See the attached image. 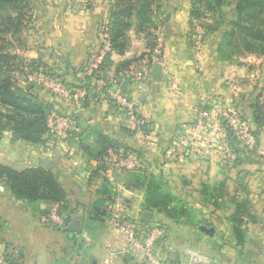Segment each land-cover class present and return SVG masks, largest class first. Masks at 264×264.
<instances>
[{"label": "crops", "instance_id": "1", "mask_svg": "<svg viewBox=\"0 0 264 264\" xmlns=\"http://www.w3.org/2000/svg\"><path fill=\"white\" fill-rule=\"evenodd\" d=\"M111 1L32 0V21L23 32L22 47L14 52L74 81L97 44L99 25L107 23ZM190 3L159 1L154 39L132 28L125 51L112 53L106 78L116 91L134 101L145 123L140 129L129 125L125 113L93 81L86 91V104L79 107L51 93L45 84L27 83L24 72H16L18 83L52 111L72 117L73 134L52 143L45 134L47 142L34 144L15 138L9 128L2 129L0 165L16 171L35 167L50 171L65 193V215L69 223H80V231H63L43 222L52 204L17 198L8 179L0 176V264H145L141 256L131 254L127 239L109 224L108 216L103 220L91 217L92 205L108 193L129 215L141 219L144 212H150L149 223L141 219L143 224L165 228L166 240L158 243L157 251L170 261L264 264V127L256 133L252 110L231 98L229 89L232 80L243 79L242 96L252 98L262 82L256 79L257 67H250L248 55L222 59L213 34L202 39L201 32L192 29ZM164 8L168 15L159 21ZM195 39L200 45L193 43ZM159 43L160 61L153 63L143 81L130 79V65L138 64ZM171 76L177 80L175 93L168 87ZM215 102L246 122L255 145L243 144L234 132L236 139H229L223 126L211 150L194 154L181 149L166 162L165 151L173 136L191 125L199 109H210ZM98 136L134 151L135 168H121L113 159L104 163L96 155ZM138 173L159 174L167 191L192 209V218L175 219L158 209L145 210L147 189L135 181ZM220 183L222 195L216 189ZM205 188L211 193L209 200L203 195ZM201 226L212 228V234L204 233ZM238 230L244 233L241 244L235 234Z\"/></svg>", "mask_w": 264, "mask_h": 264}, {"label": "trees", "instance_id": "2", "mask_svg": "<svg viewBox=\"0 0 264 264\" xmlns=\"http://www.w3.org/2000/svg\"><path fill=\"white\" fill-rule=\"evenodd\" d=\"M159 1L112 0L106 20L111 53H108L100 64L98 69L101 71L100 73L85 74L83 64L79 68V76L69 82L58 71L37 60H30L14 52L19 46L22 47L23 32L29 28L32 21V0H0V130L9 128L15 138L30 143L43 144L47 142L43 136L47 134V118L52 109L47 103L39 100L31 89L18 83L16 72L23 73L24 67H29L32 70H40L46 75L61 79L66 86L85 88L87 91L95 78L99 76L106 78V69L111 64L112 53L122 54L128 47L127 32L130 29L134 28L147 38L154 39L152 30L157 27L154 17L159 7L157 5ZM232 1H234L233 13L232 17H228L224 11V7L229 4L228 0H191V26L193 27L194 22L200 20V17L217 20L221 33L218 53L222 59L235 55H253L264 60V0ZM200 27L202 39L215 32L210 24L203 23ZM261 78L260 90L248 102V108L252 110V123L257 128L256 133L264 127V69ZM100 90L99 92H101ZM85 104L86 99L82 105ZM226 129L229 139L231 137L236 139L233 131L228 127ZM70 132L68 131L67 135ZM72 134L70 133V138ZM97 140L99 149L96 155L98 156L104 157L108 149H121L104 136H98ZM83 149L90 154L86 147ZM122 150L131 151L127 148H122ZM0 176H5L8 179L11 183V191L17 198L29 202L40 200L50 204L63 202V212L68 209L63 189L55 180L54 175L43 167L16 171L0 165ZM134 178L137 183H144L146 186L145 210L158 209L175 219L192 218V209L186 202L167 191L159 174L138 173ZM216 189L222 195L223 183H220ZM203 195L208 200L212 197L206 188L203 189ZM110 199L111 194L108 193L104 195L103 200L95 202L90 209L91 217L99 220L106 218L108 216L107 203ZM239 212L237 211V214ZM69 221L70 219L66 215V224ZM235 234L237 242L241 244L244 240V233L238 230Z\"/></svg>", "mask_w": 264, "mask_h": 264}, {"label": "built area", "instance_id": "3", "mask_svg": "<svg viewBox=\"0 0 264 264\" xmlns=\"http://www.w3.org/2000/svg\"><path fill=\"white\" fill-rule=\"evenodd\" d=\"M198 41L197 43L200 45V40ZM108 53H111L109 36L106 23H102L98 30L97 44L84 63V73L87 75H92L94 72L100 73L99 66ZM160 54L161 43L142 56L138 64L130 65L127 72L128 77L133 81H143L149 74L153 63L160 61ZM23 72L27 83L45 84L51 93L72 101L79 107L82 106L86 95L85 88H71L66 86L61 79L46 75L40 70H32L29 67H24ZM94 82L96 89H101V93L105 94L125 113L132 128L140 129L144 126L143 119L138 116L135 110L134 101L128 95L122 91H116L112 87L111 81L103 76L95 78ZM168 87L172 93L177 91L178 85L175 76L169 78ZM230 90L232 98L239 99L242 96V89L238 83L232 82ZM224 124L240 136L243 144L255 145V136L250 132L246 122L236 113H230L224 109L221 103L215 102L210 109H199L191 125L173 136L165 151L166 162H170L181 149L194 154L211 150L221 136ZM72 127L73 119L70 116L59 115L52 111L47 118V135L51 139L50 142L63 139ZM112 159L124 169H133L137 163L135 153L122 149H109L102 160L106 163ZM62 206L63 202L52 204L42 217L43 222L63 229L67 224ZM107 212L109 224L125 236L128 250L132 255L141 256L145 264H181L166 259L157 251L158 243H163L166 240L167 233L164 227L143 224L138 216L124 212L119 200L115 197H111L108 201Z\"/></svg>", "mask_w": 264, "mask_h": 264}, {"label": "rangeland", "instance_id": "4", "mask_svg": "<svg viewBox=\"0 0 264 264\" xmlns=\"http://www.w3.org/2000/svg\"><path fill=\"white\" fill-rule=\"evenodd\" d=\"M189 1L191 2V0H189ZM228 1H229L228 2L229 4H227L224 7V11L226 12V15H228V17H232L234 1H232V0H228ZM157 3L156 4L159 6V2H157ZM171 8H172V6L170 7V9ZM167 15H168L167 9L164 8L163 11H162V13H160L159 16H157V18H158L159 21H163L164 18H165V16H167ZM154 19H155V17H154ZM203 23L205 25L210 24L211 26H213V28L215 29L214 30L215 32L213 33V37H214V40L213 41L219 44L220 37H221L220 34L221 33H220V29H219L220 25L217 23V20H212L211 18H208V17H200V20H196L194 22V25H193V28L192 29L194 31L196 30V32L198 33L199 31H201V27L200 26H202ZM195 42H196V45H197V42H199V41L195 39V41L193 43H195ZM248 57L251 59V61H250V63H251L250 64V67L252 65H254L255 67H257V69H255V72H253V73L256 74L255 75L256 79L259 77L258 79H260V81L262 82V78H261L262 76L261 75H262L263 69H264V60H263V58H257L256 56H253V55H248ZM232 82L238 83V85H240V87H243V88H244V83H246V81L243 80V79L232 80ZM232 82H230L229 84H231ZM229 89H230V85H229ZM230 93H231V90H230ZM231 96H232V94H231ZM250 99H251V97L249 95L241 96L239 99L238 98H234V100L239 101V104H243V106H246V107L248 106V102H249Z\"/></svg>", "mask_w": 264, "mask_h": 264}, {"label": "water", "instance_id": "5", "mask_svg": "<svg viewBox=\"0 0 264 264\" xmlns=\"http://www.w3.org/2000/svg\"><path fill=\"white\" fill-rule=\"evenodd\" d=\"M47 162H43L42 165L43 166H46ZM150 218H151V213L150 212H144L143 215H142V221L144 223H149L150 221ZM200 229L208 234V235H211L212 232H213V229L212 228H209V227H205V226H201ZM63 231H69V232H79L80 231V223L78 221H73L71 223H68L64 228H63Z\"/></svg>", "mask_w": 264, "mask_h": 264}]
</instances>
